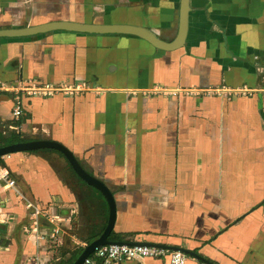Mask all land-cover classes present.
<instances>
[{"label": "crops", "instance_id": "crops-1", "mask_svg": "<svg viewBox=\"0 0 264 264\" xmlns=\"http://www.w3.org/2000/svg\"><path fill=\"white\" fill-rule=\"evenodd\" d=\"M181 6L0 0V31L17 30L0 37V87L83 85L73 96L24 94L20 118L0 89V148L66 146L111 189L114 230L134 242L179 249L186 264H264V0H189L185 39L171 49L127 33L40 32L56 23L133 25L171 44ZM244 87L250 94L229 95ZM60 152L0 155L17 182L0 195V264H60L89 245V190ZM38 213L45 233L61 229L58 241L37 243Z\"/></svg>", "mask_w": 264, "mask_h": 264}, {"label": "built area", "instance_id": "built-area-1", "mask_svg": "<svg viewBox=\"0 0 264 264\" xmlns=\"http://www.w3.org/2000/svg\"><path fill=\"white\" fill-rule=\"evenodd\" d=\"M83 85H57V84H37L33 83L28 87L24 86H1L9 92L15 101L13 114L16 118H20L24 114L22 97L25 95L51 97L58 93L73 96L79 91H82ZM217 94V90L212 91ZM220 93V90H219ZM229 95L241 93L250 94L248 88L244 87L239 90L229 92ZM17 186L16 180L12 177L11 172L8 170L3 160L0 157V190L12 189ZM4 192L0 191V195ZM31 207V205H29ZM40 213V212H39ZM39 213L32 221V232L38 244H48L51 241L56 242L59 240L61 229L55 228L50 233H45L41 228V223L38 218ZM36 214V211H35ZM94 256L87 257L83 264H99L96 259L102 260L108 264H122L125 260L140 258H153V259H168V264H186L187 257L185 253L179 249H171L167 247H158L148 244H129V243H110L100 246L95 249Z\"/></svg>", "mask_w": 264, "mask_h": 264}, {"label": "water", "instance_id": "water-1", "mask_svg": "<svg viewBox=\"0 0 264 264\" xmlns=\"http://www.w3.org/2000/svg\"><path fill=\"white\" fill-rule=\"evenodd\" d=\"M189 6V0H182V17H181V24H180V29H179V34L176 39L171 44L165 43L162 40H160L153 32H151L147 28H143L140 26H133V25H86V24H76V23H56L52 25H47L44 30L40 32H45V30H48L49 28H58V29H65V30H73V31H78V32H86V33H127V34H134V35H139L153 43L154 45L161 47V48H168L171 49L173 47H177L180 45L186 36V31L188 29V7ZM41 28V27H39ZM32 29H24L23 31L27 30L32 32ZM0 32V37L7 36L11 37L14 33H17V30H1ZM30 35V34H29ZM21 36V35H19ZM39 147H51L55 148L59 151H61L70 164L72 165L74 171L89 185L99 189L104 197L106 198L108 205H109V220L107 227L105 228L104 232L102 235L89 244L86 248V250L83 252V254L78 258V260L75 262V264H83L84 260L90 256V254L98 247L110 244V243H123V242H118V241H112L110 239V236L114 230L115 224H116V218H117V205L115 201V196L111 189L108 187L106 183H104L101 179L91 175L80 163V161L76 158V156L73 154V152L68 149L66 146L54 142V141H41V142H30V143H16L11 146L3 147L0 148V155H4L7 153H11L14 151L18 150H29V149H36ZM69 210H66L65 213L67 215V218H69ZM124 243H129V244H135V243H141V242H124ZM145 244V243H141ZM151 245V244H148Z\"/></svg>", "mask_w": 264, "mask_h": 264}, {"label": "trees", "instance_id": "trees-1", "mask_svg": "<svg viewBox=\"0 0 264 264\" xmlns=\"http://www.w3.org/2000/svg\"><path fill=\"white\" fill-rule=\"evenodd\" d=\"M60 152V151H59ZM61 153V152H60ZM63 156V154L61 153ZM64 157V156H63ZM67 169L74 179V181L80 183L81 185L87 187L89 190L85 196V201L89 203V210L87 216V228L89 230L90 236L87 238V243L91 244L95 240H97L102 233L104 232L105 228L107 227L108 220H109V205L102 194V192L87 184L71 167L70 163L67 161ZM92 201V202H91ZM90 203L94 206L93 211L92 207H90ZM112 241L118 242H134L135 240H131L132 237L128 234L117 233L115 230L110 236ZM84 249L79 250L74 256L71 258L69 262L65 261L64 258L61 259L62 263L60 264H74L77 258L82 254Z\"/></svg>", "mask_w": 264, "mask_h": 264}, {"label": "bare ground", "instance_id": "bare-ground-1", "mask_svg": "<svg viewBox=\"0 0 264 264\" xmlns=\"http://www.w3.org/2000/svg\"><path fill=\"white\" fill-rule=\"evenodd\" d=\"M4 190H6V189H1L0 191H4Z\"/></svg>", "mask_w": 264, "mask_h": 264}]
</instances>
